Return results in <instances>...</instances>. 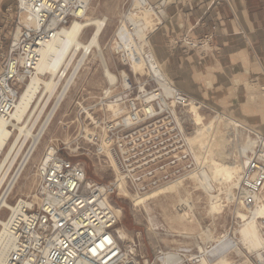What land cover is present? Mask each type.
<instances>
[{"label":"built area","instance_id":"1","mask_svg":"<svg viewBox=\"0 0 264 264\" xmlns=\"http://www.w3.org/2000/svg\"><path fill=\"white\" fill-rule=\"evenodd\" d=\"M89 5L90 0H15V28L0 65V121H10L28 81L47 76L37 73L41 51L53 43L62 47L64 32L86 20ZM99 19L106 26L107 18ZM214 30L212 26V32L195 39L184 35L177 42L206 49ZM93 50H77L74 56L78 52L90 56ZM74 56L69 61L67 55L62 59L59 72L64 76L70 68L71 73L74 70ZM140 59L142 74L134 71L132 61L121 60L124 67L120 69L104 63L98 93L76 102L78 116L71 144L79 150V143H86L89 154L113 168L114 179L108 183L89 180L81 161L65 157L57 144L50 143L34 167V187L7 208L10 246L3 264H159L157 256L170 250L159 249L153 259L145 258L134 239L120 236L119 214L109 201L118 189L117 180L142 193L185 178L196 166L188 140L186 100L191 97L177 91L159 68L155 72L157 64L146 54ZM261 70L264 75V67ZM249 131L256 142L247 152L232 202L264 210V195L260 202L253 199L264 194V134ZM257 219L264 254V213ZM176 250L174 264H188L187 246ZM194 259L199 262L197 255Z\"/></svg>","mask_w":264,"mask_h":264},{"label":"rangeland","instance_id":"2","mask_svg":"<svg viewBox=\"0 0 264 264\" xmlns=\"http://www.w3.org/2000/svg\"><path fill=\"white\" fill-rule=\"evenodd\" d=\"M131 6L133 7V0H90L89 11L87 14L90 17L107 18L105 31L101 36L100 40L102 46H105L103 49V53L107 58V64L109 67H116L117 69L124 67V65H122L121 63L120 52H116L114 49V45L117 44V42H115L114 44L113 41L115 39V30L118 25H120L121 20L124 19V14L127 11H130V9L131 11H138L137 9H134ZM107 13L109 14L108 16L105 15ZM0 19L2 20V23L0 25L1 65L4 61L8 44L15 28V0H0ZM160 25L161 24H159L158 26ZM90 32L91 28L86 29L83 35L84 39L87 38ZM153 33L151 35H153ZM121 34L126 33L121 32ZM149 48L153 50L150 44L149 47L145 49ZM80 57L81 53L78 52L74 56L73 65L76 64ZM131 57L135 66V71H138L139 74H142V62L140 59L141 57L137 52H133ZM90 61L88 63L89 68L83 69L85 67V65H83L79 72L76 74L75 83L70 86L68 96L61 102L55 117L50 123L48 129L45 131L34 152H32V154L27 157L25 162H23V158L27 154L31 146V139H27L19 155H17L13 165L10 168L8 176L0 186V195H2L7 186V183L9 182L10 178H12L11 176L14 174L16 169L18 170L15 175L19 173V171L24 167L20 178L18 179L16 185L11 190L10 194L6 199V201L10 205L14 203V201L19 195H25L29 193L30 190H32V188L34 187V167L41 159L46 147L49 146L50 143L57 144V146L60 148L61 154L65 157H70L74 161H81L85 167L86 175L89 180L97 181L100 183H108L109 181H112L114 179L115 174L113 168L108 163H105L102 158L98 159L96 156L89 154V147L86 143H79L81 148L79 150H76L77 146L75 144H71V137L75 135V127L77 124L76 119L78 116V105L76 104V102L78 100H82L83 98L94 97L98 93L100 87L103 85V64L101 63L99 57H95V60H93L92 62ZM70 73L71 68L68 70L67 75H70ZM260 74L263 77L261 70ZM251 82L253 81H250V83ZM173 84L179 88L177 83L173 82ZM61 88L62 84H60L58 90L60 91ZM246 90L245 92H247V94H260L262 92L264 93V83H260V85H258V87H256L255 89ZM54 96L55 95H53L49 99L45 112L42 113V115L38 119V122L34 126L33 133L38 132L39 127L42 124L41 122L45 120L44 118H46L48 111L50 110V108H52L51 106L54 105ZM246 97L247 95L244 96V98ZM191 98L197 100L200 103L199 108H194L192 110L194 118L198 123L199 130L201 131L200 137L197 140L193 141V146L195 147V150H197V161L199 163V166H201L200 171L202 172L206 170L208 172V174L213 178L215 186L217 185V189L218 186L219 188L223 187L224 177L227 174H231V171L233 170L239 171L240 161L234 157L237 156L234 155L236 154V149L232 147V143H234L235 139L234 132L232 131V126L234 124H241L244 127L251 128L252 130L254 129L255 131L260 132L262 134H264V127H261L260 130L254 128L255 125L261 124V119L254 115L245 113L242 110V104L240 102L233 104L232 102L228 101V98H224L225 101L228 102L216 104L211 103L210 101L205 99H200L196 97ZM244 98H242L241 100H244ZM253 105L256 109H259V100H256ZM214 110L218 111L214 113ZM186 111L187 118L190 122V134V132L193 130L194 123L192 120H190L188 108L186 109ZM14 131L16 132V130ZM193 179L194 177L192 176L190 178L186 176L184 179L181 178V182L172 183L175 180L166 182L158 186L162 187L161 190L153 191V193H151L152 189L147 190L146 192L138 193L135 191V189L126 185V183V186H124L120 180H117L115 182V185L118 189L115 191L114 194L110 196L109 201L119 214V228L123 229L126 232V237L128 239L132 238L138 243L139 251L144 255L145 258L151 260L153 259L154 255L157 254V250L175 249L179 247L182 243V245H185L187 241H189V243L185 245L188 249L187 252H190L191 255V257L189 254L187 256L188 264H200L199 262H195L194 258L196 255H198L199 246L206 247L210 245L211 241L209 239H206V237L204 236L205 234L203 235V231L210 228L212 235L215 234L214 238L222 236L223 233L225 234L229 231L230 234L234 233L233 230L237 231L236 239H238L237 241H239L240 246L243 247L240 242L241 239L243 240V235L241 231L243 230V228L248 226L249 223L248 220L237 216L236 202L230 201V203H228L225 201L222 213L216 214L214 218H211V216L208 215V213L206 212V195L201 189L195 188ZM143 199L148 200V205L151 209L150 213H152L151 215L154 214L153 216L156 219L158 218L157 221L160 224L159 229H150L148 220H146L147 213L142 207V204L139 202ZM182 200L191 201L192 204L194 203V207L192 208L193 222L184 221L183 224L176 223L177 225H173V228H170V226L168 227V224H166V218L169 215H175L176 209L179 213L183 212L184 208L182 206ZM179 207L182 208V210L179 209ZM7 213V208H1L0 219L3 220L4 218H6ZM163 213L165 216L163 215ZM253 220V223L255 224V229H253L252 234H255V230L257 229L256 216ZM184 223L188 226H186ZM176 226H179L181 228H176ZM193 228L196 230L193 231ZM169 229L173 230L170 231ZM184 229H187L188 231H185ZM199 235L201 236L199 237ZM204 239L206 241H204ZM243 251V255L241 256H238L231 252L230 256L231 259H233L231 260L230 264L261 263L260 260H258L254 250L252 252V250L244 248Z\"/></svg>","mask_w":264,"mask_h":264},{"label":"bare ground","instance_id":"3","mask_svg":"<svg viewBox=\"0 0 264 264\" xmlns=\"http://www.w3.org/2000/svg\"><path fill=\"white\" fill-rule=\"evenodd\" d=\"M164 3L165 0H161L159 3L160 5L155 7L148 0H133V7L132 6L131 7L137 9L138 11H131L130 9V11H127L124 14V19L121 20L120 25H118V27L115 30V39L113 41L114 44L115 42H117V44L114 45V49L116 52H120L121 55L120 58L123 63L132 61V57H131L132 53L136 51L141 58L144 57V55L146 54V56L149 57V59L152 60V62L157 64V69H155V72H158V68H159V70L162 73H164L162 71L159 62L155 58L152 50L150 48L145 49L149 47L148 39L150 34H152V32L157 28L158 24L161 23L160 11ZM102 22L103 21H100V19L97 17H90L89 15H87L86 20L75 22L70 28H68L64 32L62 47L57 48L56 43H53L46 46L41 51L40 61L37 65V73L40 74L47 73V76L45 78H42L40 76L33 77L30 81H28L25 87L21 90L17 98L15 109L11 113L10 121L8 123L0 121V186L8 176L11 166L13 165L17 155H19L27 139H31V146L27 154L24 156L23 162H25L27 157L30 154H32V152H34V150L36 149V146L39 144L42 136L44 135L45 131L48 129L50 123L55 117L61 102L68 96V91L70 90V86L75 83V76H76L75 72L77 71L78 67L81 64H83L85 65L83 69L89 68L88 66L89 61L91 60L90 62H92L93 60H95V57H99L101 63L103 65L105 63L108 66L107 58L103 53V49L105 46H102L100 40L106 27V26L104 27L102 26L103 25ZM88 28H91V32L87 36V38L84 39L83 35L86 29ZM121 32L123 33L125 32L126 34H121ZM134 32L137 36L134 34ZM90 47L94 48L93 52L90 55L91 57L86 56L85 53H81L80 59L76 62V64L73 65L74 70L69 76L67 75L64 76L63 73L59 72V66L62 63V59L65 58L66 55L68 56V61H69L72 59V57L74 56L77 50H82V49L87 50ZM70 51L72 52L70 53ZM53 53H57L55 58H52ZM143 53L144 55H142ZM132 66L135 71V66L133 61H132ZM123 73L126 72L123 70ZM166 76L167 75H165V77ZM60 84H62V88L59 91L58 87L60 86ZM177 89L176 90L179 92L182 91L179 88ZM53 95H55L54 105L51 106L52 108H50V110L48 111L46 118H44L45 120L41 122L42 124L40 125L38 132L33 133L34 126L38 122V119L40 118L42 113L45 112L47 103ZM186 101L188 102L187 104H188V112L190 114V120H192L194 123L193 130L190 132L188 136V140L196 162V167L189 173L188 178H190L191 176L194 177L193 180H194L195 188L201 189L206 195L207 198L206 212L208 213V215L211 216V218H214L216 214L222 213L225 201L230 203V201L233 200L234 189L239 186L243 164L248 159L247 152L253 149V146L256 141L255 138H253L249 133L250 132L249 130H252L251 128L244 127L241 124H234L232 126V131L234 132V138H235L234 143H232L233 144L232 147L236 149V154L234 155L237 156L234 157L240 161L239 171L233 170L231 171V174H227L224 177L223 187L219 188L218 186V188L216 189L217 185L215 186L214 180L208 174V172L206 170L202 172L200 171L201 166H199L196 157L197 150H195V147L193 146V141L197 140L200 137L201 131L199 130L198 123L194 118L192 110L194 108H199L200 103H196L197 100L195 101L193 98H188ZM216 112L217 111L214 110V113ZM8 124L10 126L9 128L7 127ZM14 130H16V132ZM114 168L116 169L115 165ZM17 175L18 173L14 175V177L11 176L12 178H10L9 182L7 183L4 193L0 195V209L9 208L13 206L12 204L10 205L6 201V199L8 197V194H10L11 192L10 190H12L14 188V185H16ZM174 182H181V178L173 181L172 183ZM161 189L162 187H156L151 190V193H153V191H159ZM263 195H264L263 193L255 195L253 199L256 202H260ZM139 202L142 204V207L145 209V212L147 213L146 220H148L150 229L151 230L159 229L160 224L157 221L158 218L156 219L153 216L154 214L151 215L152 213H150L151 209L148 205L149 204L148 200L143 199L140 200ZM193 205L194 203L192 204L191 201L182 200V206L184 208L183 212L179 213L176 209L175 215L168 214L169 216H167L166 218L167 222L165 221L166 224H168V227L170 226V228H173V225H177L179 223L183 224L184 221L193 222V214H192V208L194 207ZM236 206H237L236 209L237 216L248 220L249 223V225L243 228V230L241 229L242 231L240 230L243 235V240L242 239L240 240L243 247L240 246L239 241H237L238 239H236L237 231L233 230L234 233L232 234H230L229 231L226 232L225 234L223 233L222 236H218L214 238L215 234L212 235L210 231L211 228L209 227L210 229H206L203 231V235L205 234L204 236L206 237V239L207 240L209 239L211 241L210 245L206 247L203 246L198 247L199 251L197 256L199 257L200 264H230L231 260L233 259V258L231 259L230 253L233 252L234 254L241 256L243 255L244 248L248 250H252V252L254 250L258 260H260L261 262L260 264H264V254L261 252L263 239L257 221L258 216L262 215L264 213V210L262 209L261 206L254 208L245 207L241 202H237ZM179 209L182 210V208L180 207ZM255 216H256L257 229L255 230V234H252L253 229H255V224L253 223L254 221L253 219L255 218ZM8 222L9 221L7 220V218H4L3 220L0 219V264L4 263L6 253L10 246ZM185 225L188 226L187 224ZM177 227L179 226H176V228ZM194 228L192 229L193 231L196 230ZM119 234L122 238H125L127 236L126 232L121 228H119ZM200 236L201 235H199V237ZM204 241L206 240L204 239ZM187 243H189V241H187ZM182 244L180 246L186 245L185 243H184L185 245ZM176 252H177L176 248L165 251L163 255L157 256V261L159 262V264H169L168 261H171L172 264H174L178 260Z\"/></svg>","mask_w":264,"mask_h":264},{"label":"crops","instance_id":"4","mask_svg":"<svg viewBox=\"0 0 264 264\" xmlns=\"http://www.w3.org/2000/svg\"><path fill=\"white\" fill-rule=\"evenodd\" d=\"M148 1L157 7L161 0ZM160 12L161 25L148 43L166 77L190 97L240 102L245 113L261 119L254 128H263L264 93L247 94L246 89L264 83V0H165ZM212 26L213 40L206 49L177 42L184 35L200 38Z\"/></svg>","mask_w":264,"mask_h":264}]
</instances>
